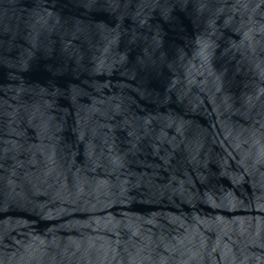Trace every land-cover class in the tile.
<instances>
[{
  "label": "water",
  "instance_id": "water-1",
  "mask_svg": "<svg viewBox=\"0 0 264 264\" xmlns=\"http://www.w3.org/2000/svg\"><path fill=\"white\" fill-rule=\"evenodd\" d=\"M0 264H264V0H0Z\"/></svg>",
  "mask_w": 264,
  "mask_h": 264
}]
</instances>
